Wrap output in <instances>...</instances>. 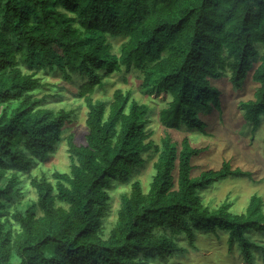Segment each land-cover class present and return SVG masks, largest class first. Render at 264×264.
<instances>
[{
  "label": "trees",
  "instance_id": "16d2710c",
  "mask_svg": "<svg viewBox=\"0 0 264 264\" xmlns=\"http://www.w3.org/2000/svg\"><path fill=\"white\" fill-rule=\"evenodd\" d=\"M117 36L126 38L119 54L108 41ZM122 68L142 74L143 93L166 97L161 126L204 135L199 113L220 108L212 80L230 72L240 88L250 73L253 98L238 107L256 129L264 117V0H0V264H153L184 252L182 237L193 246L199 233L225 235L246 264L256 255L264 263L262 198L252 194L243 212L232 213L227 200L209 207L200 196L251 172L223 160L193 175L206 148L186 136L148 139L150 108L129 90L94 99L103 78ZM44 70L81 78L76 97L87 110L85 142L68 134L69 167L53 171L54 182L29 171L55 150L73 110L46 107L48 96L36 95ZM145 154L156 155L146 191L130 182ZM24 173L36 198L7 216ZM129 182L105 235L109 190Z\"/></svg>",
  "mask_w": 264,
  "mask_h": 264
},
{
  "label": "rangeland",
  "instance_id": "374dc122",
  "mask_svg": "<svg viewBox=\"0 0 264 264\" xmlns=\"http://www.w3.org/2000/svg\"><path fill=\"white\" fill-rule=\"evenodd\" d=\"M125 40L126 38L122 36L108 37L111 51L119 54ZM22 70L25 71V68ZM38 75L42 77L45 85L36 92V95L48 96L46 107L55 109L65 107L73 110L72 122L66 126L62 133V140L56 144L55 150L43 161L37 159L29 171L31 175L44 174L49 181L54 182L51 177L52 172H64L69 167L66 143L68 134H73L77 143L85 142L84 120L87 110L82 99L76 97L81 78L74 76L71 81H63L58 74L55 75L48 70L40 71ZM229 77L230 72H227L225 77L212 80V85L220 91V108L205 107L199 113L200 119L205 123L206 135L197 130L185 128L170 130L161 126L157 115L160 108L166 106V97L162 93L152 95L143 93L142 74L134 68L129 70L122 68L104 77V89L97 90L93 98L109 101L115 89L129 90L132 99L145 103L150 108L149 121L146 125L150 134L148 139H152L155 144H160L161 138L166 134L178 142L186 136L192 146L206 148L199 157L194 159V164L199 167L194 169L193 175H198L201 168H218L223 160H228L233 168L238 167L242 171L251 172V176H228L203 190L200 196L204 204L217 207L223 200H227L232 213H241L245 210L250 196L256 194L262 198L264 210V117H261L257 128L253 129L252 123L244 118L243 111L238 107L240 100L253 98L256 83L249 73L242 86L236 88L230 83ZM144 157L145 164L133 171L130 182L139 180L143 190L146 191L154 174L153 162L156 160V155L148 158L149 155L145 154ZM29 174L20 175L22 191L17 200L5 208L7 216L14 211V207H25L35 200L36 192L29 185ZM130 182L113 184L109 190L111 199L107 215L103 220L105 235L117 219L121 194L129 191ZM179 245L185 248L184 252L163 260L158 259L153 264H246L240 257L239 249L234 247L232 251L228 250L225 235L217 238L211 234L199 233L195 236L193 246H190L184 237L179 240ZM254 262L264 264L257 255Z\"/></svg>",
  "mask_w": 264,
  "mask_h": 264
}]
</instances>
